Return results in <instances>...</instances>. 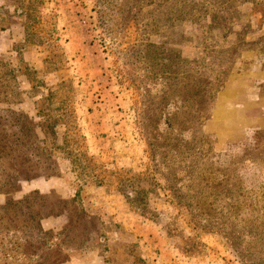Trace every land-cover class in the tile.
<instances>
[{"label":"rangeland","instance_id":"1","mask_svg":"<svg viewBox=\"0 0 264 264\" xmlns=\"http://www.w3.org/2000/svg\"><path fill=\"white\" fill-rule=\"evenodd\" d=\"M0 68L20 99L0 109L43 154L36 109L71 79L67 139L98 177L79 185L63 161L0 187V204L46 203L48 264H264V0H0Z\"/></svg>","mask_w":264,"mask_h":264},{"label":"trees","instance_id":"2","mask_svg":"<svg viewBox=\"0 0 264 264\" xmlns=\"http://www.w3.org/2000/svg\"><path fill=\"white\" fill-rule=\"evenodd\" d=\"M17 3L16 11L20 9ZM15 76L12 69L1 71L0 68V102L15 104L20 102L13 94ZM36 87L32 85V88ZM56 91H50L44 97L48 106L36 109V115L45 119L53 139L50 141L51 152L43 154L45 140L38 137L31 120L23 113L0 109V187L13 186L18 177L32 178L39 175L50 176L58 173L55 163L67 161L79 185L88 180L95 181L97 175L89 167L87 152L78 147L75 139H67L72 129H77L76 118L72 112L73 85L70 78L61 79ZM58 102L56 108L52 107ZM8 115H5V112ZM7 119V120H6ZM66 125V132L57 143L56 125ZM70 136V135H69ZM178 139V138H177ZM79 144V143H78ZM93 159V157H92ZM45 164V165H44ZM44 165V166H43ZM97 184H101L99 180ZM117 188L127 199L129 206L141 215L148 214L145 201L147 192L142 189L125 187L121 181ZM76 190L73 201L78 199ZM132 202H135L132 205ZM46 203L35 194L21 199H8L0 204V264H48L52 246L57 242L53 234L44 230L41 220L46 216Z\"/></svg>","mask_w":264,"mask_h":264}]
</instances>
